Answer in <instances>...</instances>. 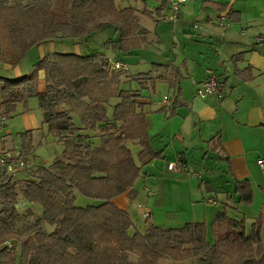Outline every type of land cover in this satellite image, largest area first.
Listing matches in <instances>:
<instances>
[{"label": "trees", "instance_id": "obj_1", "mask_svg": "<svg viewBox=\"0 0 264 264\" xmlns=\"http://www.w3.org/2000/svg\"><path fill=\"white\" fill-rule=\"evenodd\" d=\"M125 1L0 0V63L14 67L33 47L67 40L76 44L106 26L117 36L106 43L114 54L139 50L144 43L139 17L150 18L153 12ZM166 2L154 10L157 17ZM218 9L231 18L225 6ZM111 64L102 54L54 51L29 74L0 77V118L14 117L18 106L27 112V100L36 98L42 125L63 147L49 166L0 187V264H264V211L249 229L243 217H230L224 207L208 225L186 223L164 230L148 221L139 232L128 213L113 204L132 190L146 160L159 153L150 148L139 91L120 90L124 78L139 81L142 89L143 82L154 86V80L150 74L128 76L123 67L116 70ZM38 72L44 75L43 92L36 89ZM21 137L28 155L31 132ZM129 143L140 148V166ZM233 194L237 204L252 203L248 180H234ZM77 195L90 203L77 205ZM19 196L42 213L13 230ZM46 225L53 230L47 232Z\"/></svg>", "mask_w": 264, "mask_h": 264}, {"label": "crops", "instance_id": "obj_2", "mask_svg": "<svg viewBox=\"0 0 264 264\" xmlns=\"http://www.w3.org/2000/svg\"><path fill=\"white\" fill-rule=\"evenodd\" d=\"M141 4L153 15L150 18L139 17V24L144 30L140 37L144 43L134 52L152 51L163 61L136 58L134 67L138 73L131 75L126 60L120 59L122 57L118 54H111L108 60L126 66L124 70L128 76L150 74L154 88L161 86L168 89L156 104L152 94L139 93L150 148L154 154L159 153V157L146 160L132 190L112 202L130 216L132 202H138L140 208L154 198L153 209L157 210L163 199L165 205L169 194H172L178 199L184 196L182 200L192 211L198 202L207 200L211 208H215L202 219L207 225L214 214L224 207L230 217H240L242 211H239L238 197L233 194L234 180H248L253 194L254 183L257 186L260 182L264 184V170L255 174L253 169L259 156H264V43L259 44L255 40L264 36V0H189L181 6L176 22L168 19V0L158 17L154 10L162 7L161 0H155L152 7L144 0L136 7ZM219 6H225L226 12L233 13L228 31L224 33L219 23V16L223 14ZM193 24H198V27L194 28ZM90 39L81 42L88 43ZM54 44L36 46L38 59L54 52ZM74 53L79 55L82 52L76 50ZM33 65L30 68L20 62L13 67L0 63V77H21L29 74L27 71H32ZM207 70L214 71L219 78L221 99L212 97L205 101L190 94L189 88L200 84ZM123 80L135 85L139 82L129 78ZM143 83L147 90L150 84ZM172 83L175 89L170 87ZM36 89L37 92L45 89L43 72L37 73ZM172 97L174 99L168 103ZM17 115L21 117L19 124L26 132L38 129L35 113L23 112L18 106ZM8 134L4 128L2 136L6 143L5 136ZM130 145L138 149L135 148L137 152L133 158L140 166L137 160L140 148L137 144L129 143L128 147ZM177 159L184 163L185 170L178 174L167 172L166 164ZM194 173L202 175L201 181L190 175ZM217 177L221 184L216 190L217 186L212 185L210 180L214 181ZM145 186L151 188L149 193ZM261 190L264 191V187ZM213 193L222 194L218 209L212 201ZM154 210L143 207L142 212L147 211L154 218ZM199 220L192 212L186 217L157 220L154 225L164 230L179 229L186 223Z\"/></svg>", "mask_w": 264, "mask_h": 264}, {"label": "rangeland", "instance_id": "obj_3", "mask_svg": "<svg viewBox=\"0 0 264 264\" xmlns=\"http://www.w3.org/2000/svg\"><path fill=\"white\" fill-rule=\"evenodd\" d=\"M153 3H155V0H147V5L149 7L153 6ZM157 3V2H156ZM125 4L130 5V6H137L138 2L136 0H126ZM139 9H142V4L139 5ZM114 32L113 28L110 26L104 27L102 30L97 31L94 35H92L91 39L89 40L88 43L86 42H81L78 41L76 44L73 41L67 40V41H60L56 44H54V51L57 52H75L76 50L81 51L82 53H87V54H102L105 55V57L110 58L111 54H114L106 45L107 41L110 39H114ZM44 50V47L42 48ZM38 53L39 50L37 47H34L32 50L28 51L24 58L21 60L22 66H30L34 63H36L38 59ZM138 53V54H137ZM156 53H152V51H141V52H130L128 55H122L118 54L120 59L126 60L128 64V73L131 75L137 74L135 65H136V60L139 58H147L149 60H153V62H161L163 61L162 58H159L158 56H155ZM137 58V59H136ZM162 59V60H159ZM115 63V62H111ZM120 64L119 62H117ZM122 67L124 65L120 64ZM121 67V68H122ZM126 66L123 67V69ZM144 71V70H143ZM28 73L31 72V70L27 71ZM152 86L146 90L140 88L138 84L130 83V82H122L120 83V90H138L139 93L141 94H152L154 96V104L157 102H160L163 97L167 94V88L166 87H156ZM157 89V90H156ZM196 90H197V85L195 87L189 88L190 94H194V96L199 99L196 96ZM175 94V93H174ZM172 96V95H171ZM170 96V97H171ZM212 98V97H210ZM174 97L169 98L168 103L172 102ZM209 98H207L208 100ZM200 100V99H199ZM205 100V99H204ZM206 101V100H205ZM204 101V102H205ZM27 109L28 111L26 113L28 114H36L37 120H38V129L36 131H30L31 132V137L29 141L30 145V153L26 155V164L28 166V175H31L30 172L37 167H47L49 166L53 160L59 156L62 153L63 147L61 144H59L55 139H53L51 136L48 135L47 133V128L42 125V119H41V113L39 111L38 103L36 98H29L27 100ZM19 115H15L14 117L7 119L6 120V130L9 133L8 136L6 137L7 145L6 146H15L16 148H22L23 146V140L21 137V134L26 132L24 130L23 126H20L19 120H20ZM130 151L132 156H135V153L137 152V147L134 145H130ZM135 148L137 150H135ZM264 160V156H259V159L255 161V166L253 165V169L255 174H260L261 170L259 167V161ZM259 168V169H258ZM22 176H19V179H21ZM201 181V180H200ZM203 181V180H202ZM212 185H218L220 183L219 177L217 179L210 180ZM221 184V183H220ZM223 187V185H221ZM261 187H264V184L261 182L258 184L254 183V202H252L249 205H244V204H239V211L242 213L240 217H243L245 219V224L247 226V229H249L251 222L258 216V214L262 211H264V191L261 190ZM145 188L151 189L148 186H145ZM218 189V186L216 187V190ZM217 192V191H215ZM212 201L216 203V209H218L221 204H220V198L222 197V194H212ZM184 200V196L182 197ZM181 198H177V196L169 194V197L166 200V204L164 205L165 199H163V202L161 205L158 206L157 210L153 209L154 204V198L149 199L143 206L138 208V202H132L130 204L129 208V214L131 217V220L134 224V227L136 230L139 232H144V227L147 225L148 221H145L142 216L141 212L143 211V207H147L151 210H154L153 215L154 218L151 217V224L153 225L154 223L157 222V220H162V219H174L176 216L180 217H186L191 215L193 212L196 218L201 219L199 220L202 222V219L206 217L210 213V211H214L215 208H211V204L207 202V200H203L202 202H198V206L194 211L191 210L187 202L183 201ZM90 201L88 199H85L79 195L76 197V204L79 206H86ZM197 203V202H196ZM16 210H17V217L14 219L12 222V228L13 230H19L31 223L36 217H38L42 213V208L38 205H30L29 203L25 202L20 196L16 205ZM205 212V215L203 213ZM204 223V222H203ZM45 229L47 232H51L53 230L52 226L46 225ZM208 239L210 243H214V239L212 236H208ZM16 251L19 252L18 247L16 246ZM160 264H194V261H186L182 263H173L169 261H161Z\"/></svg>", "mask_w": 264, "mask_h": 264}, {"label": "built area", "instance_id": "obj_4", "mask_svg": "<svg viewBox=\"0 0 264 264\" xmlns=\"http://www.w3.org/2000/svg\"><path fill=\"white\" fill-rule=\"evenodd\" d=\"M189 0H168V7L170 15L168 19L172 22H176L180 16V9L183 4ZM230 19L225 13L219 16L220 27L224 32L228 31ZM194 28L198 27V24H193ZM257 43H264V36H258L255 38ZM111 67L113 69H120L122 66L117 62L112 63ZM204 80L197 85L196 96L201 99H207L210 97H216L218 99L222 98L220 92V82L216 73L212 70H207ZM6 119L0 118V187L5 185H13L23 178L28 172V166L26 164V157L23 150L16 148L15 146H6V142L3 140L2 132L5 128ZM259 167L264 170V160L259 161ZM166 171L174 174L181 173L185 170L184 163L177 159L173 162H168L166 164ZM193 177L202 179L201 174H190ZM19 176H22L19 179ZM149 193V189H145ZM145 221L151 220V215L149 212L145 211L141 214Z\"/></svg>", "mask_w": 264, "mask_h": 264}]
</instances>
